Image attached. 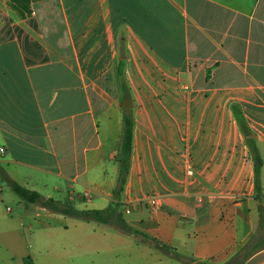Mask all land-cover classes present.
Masks as SVG:
<instances>
[{
  "label": "crops",
  "instance_id": "crops-1",
  "mask_svg": "<svg viewBox=\"0 0 264 264\" xmlns=\"http://www.w3.org/2000/svg\"><path fill=\"white\" fill-rule=\"evenodd\" d=\"M6 1L5 185L39 180L44 198L116 202L146 236L108 227L82 247L134 242L153 264H264V0H42L24 19ZM120 47L123 78L115 70ZM125 117L131 155L114 200ZM249 140L262 161V203Z\"/></svg>",
  "mask_w": 264,
  "mask_h": 264
},
{
  "label": "rangeland",
  "instance_id": "rangeland-1",
  "mask_svg": "<svg viewBox=\"0 0 264 264\" xmlns=\"http://www.w3.org/2000/svg\"><path fill=\"white\" fill-rule=\"evenodd\" d=\"M8 171L21 181L28 179L25 169L11 167L8 168ZM4 183L0 170V264L155 263L154 260L146 262L141 259L135 250L137 243L134 242L130 243L131 246L128 243L111 242L110 247H102L99 250L82 247V242L87 243L88 234L111 231L105 225L87 223L59 214H54L55 219H49L48 214L40 206L26 204ZM28 183H30V187H22L29 190L34 189L40 195L48 193L42 181L31 180ZM46 186L48 187V185ZM49 195L51 199L62 202L66 196L64 193L53 192H50ZM89 202L75 200L71 205L76 210H99L110 205L108 200L104 202L101 199H95L94 204ZM118 213L124 220L129 218L120 207H118ZM46 223L51 224L46 226ZM260 239L261 237L258 235L253 237L255 242L260 241ZM78 242L80 243L77 247Z\"/></svg>",
  "mask_w": 264,
  "mask_h": 264
},
{
  "label": "trees",
  "instance_id": "trees-1",
  "mask_svg": "<svg viewBox=\"0 0 264 264\" xmlns=\"http://www.w3.org/2000/svg\"><path fill=\"white\" fill-rule=\"evenodd\" d=\"M42 0H7L6 5L9 10L15 13L20 19H24L31 15L32 4ZM124 49L120 47L119 59L115 67L116 73L119 77L123 78V67H124ZM242 126L243 122L241 119L238 120ZM132 129L133 122L130 118H124V134L122 138V145L119 155L116 158L118 163V176L116 187L113 190V199L119 198L123 191L126 176L129 169V161L131 155V141H132ZM251 149L253 158V169H254V186H255V200L262 203V190L260 184V172L262 167V161L258 155L257 148L252 140L248 141ZM6 186L13 191L22 201L26 204H37L41 208L48 210L52 213L59 214L65 217L77 219L79 221L87 223H96L109 227L116 232L131 236V235H145L141 232L132 229L118 213L119 205L116 202L111 204L103 210H76L68 201H58L51 198H44L35 191L28 190L15 182H7ZM260 210V209H259ZM262 218V215H260Z\"/></svg>",
  "mask_w": 264,
  "mask_h": 264
},
{
  "label": "built area",
  "instance_id": "built-area-1",
  "mask_svg": "<svg viewBox=\"0 0 264 264\" xmlns=\"http://www.w3.org/2000/svg\"><path fill=\"white\" fill-rule=\"evenodd\" d=\"M188 170H189L188 172L190 173V169L189 168H188ZM84 196H87V193H84ZM148 203L151 206L152 210H156L159 207V205H160V203H159V201L157 199L149 200Z\"/></svg>",
  "mask_w": 264,
  "mask_h": 264
},
{
  "label": "water",
  "instance_id": "water-1",
  "mask_svg": "<svg viewBox=\"0 0 264 264\" xmlns=\"http://www.w3.org/2000/svg\"><path fill=\"white\" fill-rule=\"evenodd\" d=\"M5 184V183H4Z\"/></svg>",
  "mask_w": 264,
  "mask_h": 264
}]
</instances>
